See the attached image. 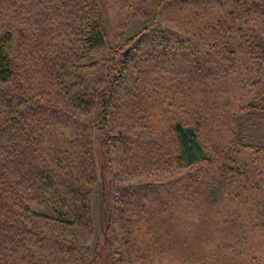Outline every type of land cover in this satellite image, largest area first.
Masks as SVG:
<instances>
[{"label":"trees","instance_id":"trees-1","mask_svg":"<svg viewBox=\"0 0 264 264\" xmlns=\"http://www.w3.org/2000/svg\"><path fill=\"white\" fill-rule=\"evenodd\" d=\"M164 6L160 23L144 27L110 60L90 64L105 73L80 94L98 108L94 132L110 125L121 96L138 117L151 108L171 114L185 106L183 97L191 100L189 119L172 125L162 148L166 164L181 172L165 194H154L158 186L148 181L121 187L123 204L139 200L128 214L120 209L125 215L114 222L123 236L110 241L123 257L150 263L258 264L237 248L248 243L247 233L264 228V0H166ZM137 11L154 13L141 4ZM103 20L97 0H0V264H102L98 246L89 243L95 226L89 127L52 96H62L60 83L76 79L89 66L84 58L107 46ZM24 33L34 45L16 50ZM29 56L43 65L39 98L19 80ZM223 72L240 73L242 89L254 92L244 121L215 99L224 91L215 76ZM219 117L225 127L215 124ZM71 126L83 132L68 143ZM177 211L184 212L183 224ZM181 225L185 231L178 232ZM169 237L182 241L168 246Z\"/></svg>","mask_w":264,"mask_h":264},{"label":"rangeland","instance_id":"rangeland-1","mask_svg":"<svg viewBox=\"0 0 264 264\" xmlns=\"http://www.w3.org/2000/svg\"><path fill=\"white\" fill-rule=\"evenodd\" d=\"M165 1L166 0H97L103 14H104V27L106 29L108 44L105 48L94 52V56L91 58H84L83 63L89 64L87 67L79 69V73L74 80H70L67 84L58 86L62 91V96L55 93L52 96V101L62 107L64 110L74 113L80 120L82 128L88 126L89 128L85 131V140L88 142L87 147L90 150V155L93 157L95 163L94 177L91 179L93 190L91 196L92 215L94 218V233L90 237V245L95 248L98 246L101 257L99 262L102 264H181L177 259H165L166 261L151 262L148 259H138L135 256H129L125 253L124 257L121 253L117 252L118 248L113 245L110 241L112 234L119 233L122 237L123 234L119 229V218L124 214L120 209L125 208L126 214L131 212L135 208V204L138 203V196L126 198L131 204L127 202L123 204L120 200L121 187L124 185L129 186L131 184L137 185L142 182H152L158 186V189L152 191L154 194L161 192L165 194L166 188L170 183L171 178L180 173L177 171L175 166L166 164V155L163 154V144L167 140V133L175 122H178L179 118L183 121L188 120L187 113L192 111V107L189 105L188 98H182L185 101V106H178L177 112L170 114L172 110L160 111L155 108H151L146 111L141 117L136 110L133 109V102L124 99H130L128 97L121 96V103L116 109L117 113L113 118L108 127L102 132L96 131V115L98 108H93L91 103L88 104L87 97H81V91L88 89L102 78L105 73L104 68H98L90 66L94 61H101L103 59L110 60L118 50L128 45L129 40L135 34L144 29L147 25L152 23H160L161 14L166 15L165 12ZM141 4L146 9H152L154 13L149 16L140 15L141 12L137 11V5ZM15 42L16 50H29L34 45L33 40H30L26 34H22L20 38H17ZM27 44L25 45V43ZM53 54L55 52H52ZM80 60V59H79ZM111 65V63H106ZM43 65H36V60L29 56L28 69L23 67L20 71L19 80L24 86L32 89L31 95L39 98L37 91H41L40 72ZM28 70V73L25 71ZM216 74L215 78H219L223 81L224 91L214 93L215 99L219 100V107L228 105L229 110L231 109L237 116V120L244 121L248 116L247 109L243 106L248 105L251 100H255L254 92L250 90H243L241 83V75L238 72L230 74ZM127 81L131 84V79ZM102 84V83H101ZM57 88V87H56ZM243 91V92H242ZM82 99L79 103L78 98ZM187 97V96H185ZM224 103L223 101H227ZM196 101V100H195ZM145 104V102H144ZM79 108V109H78ZM208 113L210 108H208ZM221 108H219L220 110ZM132 111V112H131ZM180 114H179V113ZM211 113V112H210ZM189 115V114H188ZM146 117L147 119L143 118ZM225 117L216 118L215 124H220L225 127ZM123 125V128H122ZM253 128V132L260 135L262 129L260 126L248 125ZM257 127V131L256 128ZM121 128L127 136L133 138L132 141L125 140L124 136H121L119 131ZM206 130V125H204ZM83 131L76 129L74 126L65 130L64 138L68 139L69 142H73L78 135H82ZM95 133V134H94ZM252 133V131H249ZM206 130L205 137L208 136ZM251 135V134H250ZM169 145L173 147L172 141L169 138ZM168 147V149L170 148ZM196 151L197 147L195 146ZM206 149V148H205ZM203 149V151H205ZM162 151V153H160ZM188 155V150H185ZM201 153V152H200ZM159 157L161 158L159 160ZM161 163L163 166H159ZM264 163V160H263ZM183 172V170H182ZM163 181V183H162ZM166 185V186H164ZM162 186H164L162 188ZM170 187V184H169ZM144 192L143 189H138ZM152 192H145V196H153ZM223 207H221V210ZM125 210H123L125 212ZM227 210V208H226ZM181 215L178 224L184 223V212L177 211ZM120 214H122L120 216ZM125 215V214H124ZM226 215V212H223ZM110 223V224H109ZM112 223V224H111ZM121 223V222H120ZM123 223V222H122ZM110 228V230H109ZM185 231L183 225L178 228V232ZM248 243L241 244L237 249H245L242 257L246 256L249 259L255 258L258 264H264V228L263 230H257L252 234L247 233ZM172 237V236H171ZM171 243L166 241V245L174 244L177 241L179 244L180 240L178 237L171 239ZM113 238V237H112ZM163 245V244H162ZM177 245V244H176ZM172 246V245H171ZM230 253L234 252L233 247L230 248ZM159 259V257L154 260ZM147 260V261H146ZM64 264H78L77 261L70 260Z\"/></svg>","mask_w":264,"mask_h":264}]
</instances>
